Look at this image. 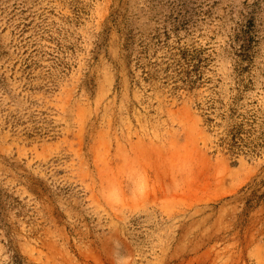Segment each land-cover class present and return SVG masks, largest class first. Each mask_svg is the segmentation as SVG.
Returning <instances> with one entry per match:
<instances>
[{
	"label": "rangeland",
	"instance_id": "374dc122",
	"mask_svg": "<svg viewBox=\"0 0 264 264\" xmlns=\"http://www.w3.org/2000/svg\"><path fill=\"white\" fill-rule=\"evenodd\" d=\"M0 264H264V0H0Z\"/></svg>",
	"mask_w": 264,
	"mask_h": 264
},
{
	"label": "trees",
	"instance_id": "16d2710c",
	"mask_svg": "<svg viewBox=\"0 0 264 264\" xmlns=\"http://www.w3.org/2000/svg\"><path fill=\"white\" fill-rule=\"evenodd\" d=\"M232 112L234 113V110H232ZM207 121L211 122L212 120L208 119ZM242 134H243L242 125L234 126L228 130L227 137L225 139H222V141L223 143H226L228 145V149L231 152H235L241 147L240 142H242V137H241Z\"/></svg>",
	"mask_w": 264,
	"mask_h": 264
},
{
	"label": "clouds",
	"instance_id": "9594fccd",
	"mask_svg": "<svg viewBox=\"0 0 264 264\" xmlns=\"http://www.w3.org/2000/svg\"><path fill=\"white\" fill-rule=\"evenodd\" d=\"M150 188H151V185H150L149 181L147 180V178L145 177L142 184H140L135 189V191L132 193V195L137 199L146 197L148 192L150 191Z\"/></svg>",
	"mask_w": 264,
	"mask_h": 264
}]
</instances>
